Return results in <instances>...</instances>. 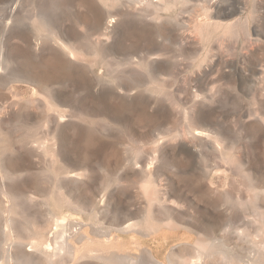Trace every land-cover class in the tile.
Wrapping results in <instances>:
<instances>
[{
    "label": "bare ground",
    "instance_id": "bare-ground-1",
    "mask_svg": "<svg viewBox=\"0 0 264 264\" xmlns=\"http://www.w3.org/2000/svg\"><path fill=\"white\" fill-rule=\"evenodd\" d=\"M75 1L35 0L33 8L25 14L24 19H19L16 15V4L6 22V43L0 47V66L2 68L5 66L4 71L0 73V131L8 132L11 126H15L14 129L18 127L25 133H21L19 138L14 136L17 139L12 142L13 144L10 141L12 149L7 147L8 144L4 145L0 142V196L1 201L5 202L4 204L0 202V264H103V261L100 262L103 259L123 260L126 264H209L217 257L214 258L217 252L214 253L211 250L212 242L207 238L197 241L189 263L183 258L178 261L169 259L167 262H162L153 257L149 250H144L137 256L124 253L116 256L103 252L92 254L81 245H75L73 236L67 232V226H69L67 215L60 214L59 211H57L59 213L54 212L53 209H47L43 213L46 215L45 218L53 222L48 238L45 237V233L42 236L43 239L46 238L45 240L40 239L41 237L36 239L38 237L34 235L32 226L29 228L33 231L34 239L38 241L29 240L30 242L26 243L27 241L25 242L24 237L20 235L21 223L18 216L31 214L30 210L40 203V199L38 201L36 197L57 196L55 198L60 197L63 203L66 202L70 207L72 206L73 210L81 212L88 209L86 208L88 204L83 199L72 201L71 187L79 181H83L81 184L84 181L87 184L95 181L98 176L95 170L96 163H93L95 160L87 162L82 151L76 147L80 146L82 138H77V135V139L71 137L70 124L74 121L72 119L77 116L102 114L106 116V119L101 123V129L114 126L115 110L106 107L105 100L96 102L92 99H83L80 98V92L72 89L71 70L80 69L83 73L91 75L90 84L76 81L74 87L83 84L86 88L92 86L97 94L106 99L118 95H131L132 88L118 82L117 79L120 77L116 76L114 71L119 69V66L127 68L138 65L143 67V73L153 82L152 80H156L158 75L165 72L167 53L173 43L175 29L177 31V28L163 22L165 19L160 17L159 13L161 8H170L177 0H102V3L100 0H79L86 3L92 11V19L84 24L86 34L76 27V24L81 22L79 14L74 13V19H72L71 4ZM199 4L200 8L206 12L203 10L204 20L192 25L191 31L184 28L176 32L177 50L181 54H193L194 45H200L206 41H214L222 47L226 35L234 32L235 28L242 30L249 45L253 47L258 44L264 50V0L261 3L263 10H255L251 19L246 18L243 21L238 18L230 20L229 17L233 16L237 10L227 0H200ZM155 19L157 23H147ZM121 23L126 24L127 27L139 29L141 33L134 38L135 40H133L134 36H130L132 39H129V36L126 37L128 34L123 35L122 39H118V35L113 36L111 43L110 37ZM93 35H97V39L91 38ZM100 35L106 37L101 39L98 37ZM12 38H17L26 45L11 41ZM87 44L89 48L86 47ZM75 50H79L82 54L90 52L102 56V59L110 64L107 71L111 78L105 77L102 73L95 74L91 69L94 65L91 63L75 60L72 57L75 55ZM199 69L201 70V67ZM255 75L236 69L233 72L234 89L243 92L244 81L256 87L259 79ZM81 76L82 74L79 76L80 79ZM7 85L14 88L11 89V86L8 88L9 94L3 92ZM17 88L25 90L29 96L26 99L20 97L15 90ZM140 90L143 95L148 87L143 86ZM195 94L193 96L197 97L198 94ZM149 95L145 97V100L154 103L164 119L170 120V117H174L177 122L176 128L167 129L165 133L154 138L150 142V153L147 156L144 155L145 158L142 156V160L139 161L135 160L136 158L126 160V163L122 164L124 168L134 167L140 173L155 171L159 165L157 156L166 145L171 147V159L177 158L178 155L185 157L182 163L174 161L164 163L172 170L186 171L195 163H204L209 149H212L214 161L219 164L234 165L232 159L222 154V144L227 141L232 143V134L223 124L224 122L212 118L214 111L211 112L209 108H206L209 101L213 99L210 92L193 98L194 101L189 103L188 107L183 106L182 101L180 102V99H176L173 95L164 96L165 102L156 98L152 100ZM155 95L153 93V96ZM161 95L157 96L160 98ZM9 98L11 99L8 101ZM4 99L7 101L4 102ZM258 102L256 109L250 108L245 112L247 118L255 122L245 124L244 119L239 118L242 124L241 132L260 133L258 126L264 122V99L260 98ZM133 141H135L134 138ZM69 144L72 146L70 147ZM139 158L137 155V159ZM116 162L115 156H112L108 164V170L111 171H107V188L105 192L103 191L102 198L96 200L100 204L105 203L108 197L111 198L109 191L113 187L112 184L121 181L122 176L120 177L118 173L115 175L116 171H113L118 164ZM56 163H58L57 170L54 168ZM170 183L177 189L175 181L171 180ZM141 188L150 204H157L160 207L165 205L166 197L157 195L151 182L142 183ZM180 200L179 195L177 199L169 201L173 206L180 208ZM94 206L93 209L95 208L97 213V206ZM189 206L193 212H198L197 205L189 204ZM56 208L59 209V207ZM114 209L117 211L118 208ZM149 213L150 209L146 212L147 219H149ZM126 221L122 222L117 230L138 231L135 227L137 223L127 224ZM204 221L206 222V219ZM77 232L79 233L78 229ZM31 236L28 238L31 239ZM27 245H29L28 248ZM221 256L224 259L222 258L223 261H220V264H231L224 255ZM104 264H106L105 261Z\"/></svg>",
    "mask_w": 264,
    "mask_h": 264
},
{
    "label": "rangeland",
    "instance_id": "rangeland-1",
    "mask_svg": "<svg viewBox=\"0 0 264 264\" xmlns=\"http://www.w3.org/2000/svg\"><path fill=\"white\" fill-rule=\"evenodd\" d=\"M34 1L0 0V47L6 43V22L9 20L13 7L17 4L16 15L19 19H24L26 18L25 14L33 8ZM262 1L227 0L237 10L233 16L229 17L230 20L251 19L255 10H263ZM199 3L200 0H177L172 7L160 9V17L165 19L163 22L177 28V31L175 29V34L172 37L173 43L167 53L168 61L165 63V72L158 75L156 80L151 82L143 73V67L138 65L127 68L119 66V69L114 71L115 75L120 77L117 79L118 82L132 88L131 95H118L106 99L97 94L92 86L86 88L83 84L74 87L76 81L90 84L91 75L83 73L80 69L71 70L72 89L75 92H80V98L92 99L96 102L105 100L106 107L115 110L114 126L101 129V123L106 119V116L102 114L77 116L72 119L75 122L70 124L71 137L82 138L80 146L76 147L82 151L87 162L95 160L93 163H96L95 170L98 176L95 181L91 184H87L85 181L81 184L83 181H79L71 187L72 201L81 198L87 202L86 208L88 209L81 210V212L73 210L72 206L70 207L66 202L63 203L60 197L55 198L57 196L36 197L38 201L40 199V203L43 202L37 203L38 206L36 205L34 209L30 210L31 214L18 216L21 223L19 233L24 237V241H27L26 243L38 241L36 239L40 237L42 240L48 238L53 222L45 218L46 215L43 213L47 209H53L54 212L59 211L60 214L67 215V224L69 223L67 232L73 236L72 240L75 245H81V247L90 250L92 254L103 252L116 256L123 253L137 256L142 251L149 250L153 257L162 262H167L169 259L178 261L183 258L186 259L185 262L189 263L197 241L207 238L212 242L211 250L214 253L217 252L214 255V258L217 256V259H212L210 262L212 264H220V261L224 259L221 255H224L231 264H264V122L258 126L260 133L248 134L240 131L242 119L245 124L255 122L248 119L245 112L250 108L256 109L259 105L258 100L264 99V50L261 45L257 44L253 47L249 45L242 30L235 28L234 32L226 35L222 47L214 41H206L200 45L195 44L193 54H181L177 50L176 32L184 30V28L191 31L195 23L204 20L205 10L203 9V12ZM74 13H78L81 20L80 24H76V27L84 33L87 32L84 24L92 19L90 7L84 2L76 0L71 4L72 19H74ZM101 19L105 22L103 18ZM147 23L155 24L157 19ZM72 24L74 25V21ZM189 30L188 32L191 33ZM140 33L139 29L127 27L126 24L121 23L114 29L112 37L108 40L112 43L113 36L118 35V39H122L127 34L126 37L129 36V39H132L134 36L133 40H135L134 38H137ZM130 36L132 37L130 38ZM96 37L97 35L91 36V38L97 39ZM98 37L102 39L106 36ZM86 39L88 40V38ZM11 41H18L17 43L26 45L17 38H12ZM85 43H87L86 40ZM89 53L82 54L79 50H75V55L72 57L77 61L94 65L91 69L95 74L102 73L105 77L111 78L107 71L108 65L110 66L109 62L102 59L99 54ZM4 67L0 66V73L4 71ZM236 69L244 73L256 74L255 76L259 79L258 85L253 87L250 82L244 81L243 92L234 89L233 72ZM80 73L82 74L81 79L79 78ZM10 86L7 85L3 92L7 93ZM143 86H147L148 90L142 95L140 89ZM10 88L14 89L12 86ZM15 90L24 99L29 96L25 90L20 88ZM209 92L213 99L209 101L210 105L208 104L206 108H209L208 110L211 112L214 111L212 118L224 122L223 124L229 128L232 134L233 142L227 141L222 144V154L234 161L233 166L214 161L212 149H209L204 163H195L186 171L172 170L169 165H164V163L170 161L182 163V159L185 157L182 158L178 155L177 158L171 159L169 145L162 147L157 156L159 165L151 173H140L134 167L131 169L122 166L128 159L142 160V156H147L150 153V142L154 138L165 133L167 129L176 128L177 122L174 117H170V120L164 119L160 116L157 106L145 100L148 94L152 100L156 98L162 102H165L164 96L173 95L176 99H180V102L182 101L183 106L188 107L195 98ZM153 93L156 95L153 96ZM161 93L163 94L161 95ZM158 94L162 97L159 98ZM194 94H198V96L194 97ZM6 101L4 99V102ZM4 102L2 101V103ZM14 127L10 128L13 133L10 130H8L9 133L5 130L0 131V142L4 145L8 144L9 148L12 146V142L17 137L19 138V135L21 136V133H25L24 130L18 127L14 129ZM10 134H14L13 137ZM8 137L9 139H7ZM137 155L141 159H137ZM112 156H115L116 163L119 164L113 171H116L115 175L118 173L122 178L120 183L112 184L113 187L109 191L111 198L108 197L105 203L100 204L96 200L102 198L103 191L107 188V171H111L108 170V164H110ZM54 168L58 169V163ZM135 174L138 176L135 177ZM171 180L175 181L177 189L172 187ZM144 182H151L157 195L166 197L164 206L160 207L157 204L149 203L141 188V184ZM84 184L86 185L84 186ZM179 195L180 208L173 206L169 201L177 199ZM1 200L0 196V202L4 204L5 202ZM189 204L197 205L198 212H193ZM93 206H97V213ZM115 207L118 208L117 211H115ZM148 209H150V220L146 217ZM125 220H127V224L129 222L137 223L135 227L138 231L122 232L117 230ZM31 226L34 232L30 229ZM71 230L73 231L71 232ZM32 232L38 238L34 239L35 236ZM45 233L46 238L43 239L42 236ZM30 236L31 239H29ZM28 247L29 245H27ZM102 261L103 264L104 261L106 264H126L123 260H100L101 263Z\"/></svg>",
    "mask_w": 264,
    "mask_h": 264
}]
</instances>
